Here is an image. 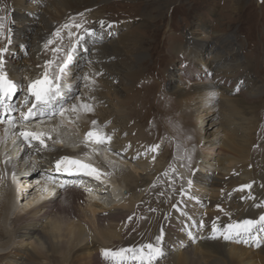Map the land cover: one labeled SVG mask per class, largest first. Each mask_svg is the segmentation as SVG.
I'll use <instances>...</instances> for the list:
<instances>
[{
	"label": "bare ground",
	"instance_id": "1",
	"mask_svg": "<svg viewBox=\"0 0 264 264\" xmlns=\"http://www.w3.org/2000/svg\"><path fill=\"white\" fill-rule=\"evenodd\" d=\"M97 1L9 0L11 31L14 29L11 37L13 42L0 43V49L8 50L2 53V59L4 70L9 78L16 83H23L22 86L26 88L29 80L40 76L46 67L50 72L55 70L56 64L65 58L73 45L76 46L77 27L72 28L71 23L65 27V23H69L64 21L67 15L78 14L82 15V18L90 16L96 28L95 35H91L95 39L92 48L98 51L100 58L103 56V59H109L112 62L121 57L120 51L125 43L121 42L122 35L119 39L115 38L119 26L114 25L109 29V39L101 35V29L108 28L109 24L103 21L99 12L93 13L98 4ZM42 12L43 15L39 17ZM36 20L39 21V25L36 30H32ZM57 32L59 36L56 35ZM18 41L31 44V50L35 52V55L24 60L11 59L13 53L10 54L9 51H14L13 48L18 47L16 44ZM226 41L230 43L226 44ZM140 42H131L132 45L133 43L139 44L137 50L140 51L138 54L131 55L132 64H126L124 60L121 63L113 61L114 63L110 64L115 72L117 71L116 75L126 78L127 85L124 88L127 92L126 99L111 88L113 83L109 77H114V72L109 69V65L103 64L101 67L100 62H86L82 59L80 62L68 64L65 70V76L68 77L64 76V81L60 82L63 94L56 106L71 107L74 103L83 102L90 105L93 111H80L78 119L73 117L75 123L68 122L66 113L63 126L60 125V117L52 120L45 118L44 123L38 126L33 124V128L38 127L51 132L53 140L47 141L49 145L47 149L38 151L36 142L29 147L21 142L15 130L9 129L6 132L7 125L0 124V141H3L0 143V248L4 247L7 241L23 243L29 238L34 239V235L39 237V240L36 239V246L32 249L16 246L9 252L0 253V263L6 260L8 264L13 262L43 264L42 260H47L49 264H58V258L62 261L59 264H148L147 260L135 259L134 254H138L139 249L149 243L156 245L157 237L162 236L160 246L164 255L159 258L158 263H156L157 259L151 264H264V244L259 250L250 249L252 245L250 232L241 234L242 238H239L241 241L247 240L248 243L234 240L228 250L227 245L223 244L222 237L212 238L211 236V240L206 241L204 245L189 247L192 249L188 252L173 257L169 246L173 245L175 249L187 246L188 240L184 238L186 233L183 230L195 233L190 223L196 221L195 218L199 213L190 211L184 214L181 206L186 203V199L178 200L174 204L177 210L182 215L184 214L181 218L176 210L173 211L166 206L167 203L164 204L157 200L153 202L155 206L153 211H148L149 213L145 215L137 213L140 209L142 210L145 201L144 198H140L138 189L149 183L157 171V173L162 171V168L150 169L148 167L151 158L157 155L161 148L159 146L157 151L149 150L152 144L150 145L144 137L143 128L137 120L139 98L134 94L132 84L143 77L142 68L137 66L147 56V54L144 56L146 48ZM200 42L202 40L197 41L191 35L188 45L176 46L175 52L181 57L186 69L181 71L179 79L181 83L172 90L182 109L185 112H191L188 114V121L199 130H203L206 116L208 118L214 110H217L216 100L220 101L224 112L221 132V128L217 127L220 122L212 115L214 122L211 125V132L199 133L201 147L198 155L200 168L198 173L187 174L186 169L178 164L180 174L184 178L181 187L183 195L187 197L190 195L198 206L205 202L209 205L214 204L213 209L215 207L222 209L201 215L200 219L205 225L202 234L206 235L208 228L213 225H216L218 230H226L228 224L244 220L257 221L260 216H264V177L256 175L251 151L257 124L255 103L252 100L260 99L259 89L261 87L253 80L249 63L240 58V48L233 39L222 40L224 43L221 45L210 44L209 54L211 55L208 58L205 56V45ZM56 49H62V51L57 52ZM78 52L79 50L75 49L72 53ZM112 57L114 59H110ZM49 61H54V63L49 64ZM70 70H76L74 78ZM104 71H107L109 76ZM216 76L224 77V83L215 82ZM84 77L88 79H83ZM188 79L193 80H190L193 82L191 90L186 88V85L183 86ZM81 82L83 83L82 88L79 89ZM247 83H251L252 86H248ZM237 88L243 90V93L237 94ZM212 93L216 95L213 96ZM10 102L16 105L14 98ZM200 108H202L203 115L199 114ZM93 120L97 121L96 127L104 128L105 132L112 136L110 144L99 152L100 160L97 158L93 163L103 173L106 170L114 173L115 180H109L107 177L101 178V182L105 184V187L110 188L109 193L113 194L114 198L111 202L105 200V195L97 186H94L97 192L89 194L87 198L80 187H60V184L44 188L41 186L39 190L46 191L48 196L36 198L37 201L30 210L19 211L12 221L13 233L7 236L8 232H5L4 223L14 212L12 209L13 187L14 184L20 183L16 176L28 175L25 172L38 165L41 168L39 173L43 172L48 180L55 179L56 177L49 175V166L55 164L63 156L73 155L70 148L74 151L79 149L75 153L83 157L80 160L87 162L88 157H93L94 154H86L90 147H86L83 142H85V133L93 128ZM213 126H215L214 130ZM118 128L122 129L118 130ZM53 129L56 130L52 131ZM209 134L211 139H209ZM57 140L59 142L53 143ZM126 150H128L127 153ZM110 153L114 156H125L130 161H134L143 172L137 176L128 166L125 167L111 159ZM6 159H8L7 164H5ZM147 167L150 169L148 172ZM259 181L262 183L261 186L257 185ZM253 182L255 184L252 185ZM245 185H251V187H243ZM52 190L54 192H51ZM248 202L250 204L247 206ZM48 215H51L54 220L48 224L47 231L39 232L37 227L39 221ZM186 215V218L191 221L185 220ZM114 223L118 226H111ZM119 225L121 226L120 232H118ZM22 233L23 236H21ZM171 234L175 235V240L168 239ZM90 237L96 239V244L94 241L89 242ZM121 245H125L126 250L132 251L118 256L103 255L102 250L118 252ZM89 248L88 257L82 258L81 254ZM95 248H99L101 252L95 253ZM145 251L147 252L146 248ZM213 253H216L215 256L224 255L225 259H217L218 257L213 259L211 257Z\"/></svg>",
	"mask_w": 264,
	"mask_h": 264
},
{
	"label": "rangeland",
	"instance_id": "2",
	"mask_svg": "<svg viewBox=\"0 0 264 264\" xmlns=\"http://www.w3.org/2000/svg\"><path fill=\"white\" fill-rule=\"evenodd\" d=\"M97 2V7H95L93 13L96 11L99 12L103 21L109 24L108 28L101 29V35L103 37L107 36V39H109V29H111V27L114 25H118V33H116L115 38L119 39V36L122 35L121 42L125 43V46H123L120 51L122 56L118 57L116 60L114 57L110 58L114 59L112 62L118 61L121 63L124 60L126 64H132L133 60L130 61V59L133 57H131V55L138 54V52L140 53V51L137 50L139 44L133 43L132 45V41H141V45L146 48L144 50V56L146 54L147 56L141 63H138L139 66H137L142 68L143 77L139 78L132 84V90L136 97L138 96L139 98L137 120L140 122L143 128V134L145 135L144 137L148 142H150V145L152 144L151 146L159 145L161 148L160 152L154 156L155 158H151L148 167L150 169L162 168V171H159V173H157V171L156 175L150 180L149 183L138 189L137 192L139 196L141 195L140 198H144L145 201L142 206V210L140 209V212L137 213L145 215L146 213H149L148 211H153L155 207L153 202L156 200L164 202V204L167 203L166 206L171 208L173 211L176 210L180 218L184 216V214H188L190 211H196L199 213L198 217L195 218L196 221H194V223H190L192 224L195 233H189L187 230L185 231L182 229L186 235L188 233L190 237L186 238L184 235V238L188 240L187 246L184 245L181 248L176 249L172 246L169 248V250L172 251L173 257H178L188 252L193 247L202 246L206 243V241L209 242V240H211V236H213V226L208 228V234H202L205 230V225L203 224L200 217L202 214H207L213 210L215 212L217 210H222L221 208L216 207L213 209L214 204L209 205L205 204V202H203L201 206H198L190 195L189 197L183 195L181 187L184 178L180 174L178 164L186 169L188 172L187 174L194 175L195 173H198L200 170L198 155L201 147V138L199 133H203L204 131L211 132V125H213L214 122L211 118L212 115L216 117L218 122H220V125H217V127L221 128V132V123L224 112L220 101L216 100L215 103H217L218 108L217 110H214L212 115L210 114L211 116L208 118L206 116L203 122V130H199L197 127L191 125V122H189L187 119L188 114H191V112H185L184 109H182L176 95L174 94V91L172 90L173 87L178 86L179 83H181L179 81L181 71L186 69L181 57L175 52V48L178 45H188L191 35H193V39H196L197 41L202 40L200 43L205 45V56L208 58L211 55L209 54L211 51L210 44L221 45L224 43L222 40L228 39H233L234 42L237 43L241 51L240 58L246 61V63H249L252 70L251 75H253V80H255L257 85L261 87L259 89V92H261V94L259 93L260 99L257 101L252 100V102L255 103L254 105L256 108L255 115L257 118V124L251 151L253 155V162H255L254 165L256 167L255 173L257 176L263 178L264 0H98ZM10 9L11 7L9 5V0H0V23L3 24V29L0 30L1 44H3V42H13L11 37L13 35L14 29L11 31L12 21L10 18ZM42 15L43 12L40 13L39 17ZM81 18L82 15L78 14H74L72 16L67 15L64 18V21L69 22L65 23V25H70L71 23L72 28H74L75 25H80V27L76 29L77 41L75 46V49H78L79 52L76 54L72 53L73 60L71 61V64L74 62H80V59H82L86 62H100L101 67L103 64L109 65V69L114 72V77H109L113 83L111 88H113L115 92L120 93V95L126 99L127 92L124 89L125 85H127L126 78L116 75L115 73H117V71L115 72V69L110 66L112 63L111 60L103 59V56L100 58L98 51H95L94 48H92L95 39L91 37V35H95V25L92 22L90 16L84 17L82 20ZM38 25L39 21L36 20L35 27L32 30H36ZM81 33L83 34L81 35ZM80 37H83V41H80ZM228 43H230V41H226V44ZM16 44L18 47H16V49L13 48L14 51H9L10 54L13 53L11 59H15L16 61L24 60L25 58L35 55V52L31 50L32 45L28 42L20 43L18 41ZM81 47L83 49H88L89 51H83ZM6 51L8 50L6 49ZM70 73H73L72 75L74 78L76 75V70H70ZM104 73L107 74V71H104ZM107 76H109V74H107ZM212 78H214V75H212ZM192 79H188L187 83L184 82V85H182H186L185 87H188V89L191 90L193 85V82H191L193 81ZM223 80L224 77L222 78L221 76H216L215 78V82H221V84L224 83ZM63 81L64 79H62V82ZM17 84L19 86L18 91L22 92L24 99L26 91L24 86H22L23 83ZM82 84L83 83L81 82L80 86H78L79 89L82 88ZM247 85L249 86L251 83H247ZM239 93H243V90H239L237 94ZM87 98H89L88 95ZM14 102L16 103L15 98ZM18 103H16V105ZM199 114L203 115L202 108H200ZM99 129L105 132L104 128L100 127ZM121 129L122 128H118V130ZM214 129L215 126H213V130ZM209 137V139H211L210 134ZM70 150L75 155H77V152L74 151L73 148H70ZM125 152L127 153L128 150ZM110 154L111 155L109 156L111 159H113L118 164L124 165L125 167L128 166L134 174H137V176L141 175L140 172H143L139 169L134 161H130L125 156H114L112 153ZM99 157V153L93 155V158H98V160H100ZM52 165H54V163ZM149 168L146 169L147 172L150 170ZM40 169L41 168L36 165V167H33V169H28L25 172L28 173V175L32 174L30 178L29 176L26 178L28 179L26 184H31L30 180L35 179L34 177H39L38 174ZM137 170H139V172ZM33 184L34 182H32L33 188L29 190V194H23L25 192L24 190H21V187H23L21 183L18 185L14 184L12 192V209L14 212L8 216L7 221L4 223L5 232H8L7 236L13 233L14 229L12 226V221L19 211L22 209L30 210L37 201L36 198L38 199L40 196L46 198L48 196L47 193L42 194V190H39L38 188V195L33 197L37 191ZM253 184L255 183L253 182L252 185ZM258 184H260L259 186L262 185L260 181L257 182V185ZM123 193L126 195L125 191ZM185 199L186 203L184 205L182 204L181 206L182 209H184V214L182 215V213L177 210L174 204L178 200ZM246 204L248 206L250 202ZM186 217L187 215L185 216V220H188ZM53 220L54 219L51 215L43 217L37 225L39 232L47 231L48 224ZM189 221L191 220H188V222ZM73 222L75 221L73 220ZM257 225L252 230L254 236L253 238L255 239L256 236L258 237V235H260V237H262V241L260 243H257V241L253 242V245L250 249L255 248V250L260 249V246H262L264 243V224L257 223ZM111 226H118V224L114 223L111 224ZM82 229L85 230V227L82 226ZM120 229L121 226L119 225L118 232H120ZM87 233L88 232H86V234ZM190 234L192 236H190ZM21 236H23V233ZM195 237H197V240H194ZM175 238V235L172 236L171 234V237L168 239L175 240ZM36 239L39 240L38 235H34V239L29 238L23 243H12L13 241L6 240L7 244L0 248V253L9 252L16 246L32 249L36 246ZM236 239L237 238L232 240H224L225 242H223V244L227 245V250L229 249V246L232 244V242ZM116 240L119 241V239ZM92 241L95 243L96 239L90 237L89 242ZM257 244H259V246H257ZM189 247L192 248L189 249ZM126 248L127 247L125 245H121L119 249ZM89 251L90 248L86 252L82 253L81 257L87 258ZM96 252L101 251L99 248H95V253ZM215 255L216 253H213L211 257L213 259L216 257H218L217 259L221 260L225 259L224 255ZM217 259L215 261H217ZM57 260L58 264L62 262L61 259L57 258ZM158 262L159 259L156 261V263ZM42 263L49 264L47 260H42ZM0 264H8V262L4 260ZM12 264L16 263L13 262Z\"/></svg>",
	"mask_w": 264,
	"mask_h": 264
},
{
	"label": "snow or ice",
	"instance_id": "3",
	"mask_svg": "<svg viewBox=\"0 0 264 264\" xmlns=\"http://www.w3.org/2000/svg\"><path fill=\"white\" fill-rule=\"evenodd\" d=\"M101 24L103 26V22H101ZM65 27H68V25H65ZM75 27L78 28L80 25H75ZM2 29L3 24L0 23V30ZM56 35L59 36V32H57ZM82 38L83 37H80V39ZM49 43H51V41ZM4 51H6V49H0V124L7 125L6 132L9 131V129L15 130V134L18 135L21 142L26 143L29 147L32 146L33 142H36V149L41 151L49 147L47 141H52L53 137L51 132L41 130L38 127L33 128V124L38 126L44 123L45 118L52 120L56 117H60V125L63 126L66 113L68 114V122L75 123L73 117L78 119V113L80 111H93L90 105L83 102L80 104L74 103L71 107L66 105L56 106L58 99L63 94L60 81L66 75L65 70L72 60L71 53L75 51V47H72L66 53L65 58L59 64H56L55 70L50 72L46 67L45 71L40 76L29 80L25 88L26 95L24 96L23 103L19 105L10 102L19 90V86L15 81L9 78L8 73L4 70V61L2 59V53ZM55 51L59 52L62 51V49H56ZM53 63L54 61H49V64ZM83 79H88V77H84ZM237 91H239V88H237ZM212 95L215 96L216 93H212ZM92 125L93 128L85 133V146L87 147L89 144H95L100 147L88 148V152L86 153L88 155L99 153L106 148L112 140V136L96 127L97 121L93 120ZM55 130L56 129H53L52 131ZM2 142L3 141H0V143ZM56 142L59 141H53V143ZM158 148L159 145H154L149 150L157 151ZM7 163L8 159L5 160V164ZM55 170L57 172H68L69 174H73L74 170L77 174L83 173L84 175L92 176L98 180L105 175L101 169L96 168L91 163H86L83 160L68 156L57 160ZM53 183H55V181H53ZM190 184L191 182L189 181V185ZM59 186L64 187L63 184ZM243 187L250 188L251 185H245ZM257 223L264 224V216H260L258 221L244 220L242 222H236L235 224H228L226 230H218L216 225H213L214 235L212 238H217V236L222 237L224 240L237 238L236 242L247 243V240L241 241L238 238L241 234L251 232L252 228L255 227ZM162 240L163 237L158 236L156 245L149 243L145 247H142L139 249L138 254H134V258L141 261L147 260L148 264H151L153 260L161 258L164 255L163 249L160 246ZM257 246H259V244H257ZM128 251L132 250L120 249L118 252H113L108 249L102 250L103 255L106 257L118 256Z\"/></svg>",
	"mask_w": 264,
	"mask_h": 264
}]
</instances>
